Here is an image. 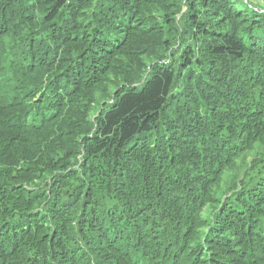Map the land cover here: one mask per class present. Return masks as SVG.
<instances>
[{"label": "trees", "instance_id": "1", "mask_svg": "<svg viewBox=\"0 0 264 264\" xmlns=\"http://www.w3.org/2000/svg\"><path fill=\"white\" fill-rule=\"evenodd\" d=\"M0 264H264V7L0 0Z\"/></svg>", "mask_w": 264, "mask_h": 264}, {"label": "rangeland", "instance_id": "2", "mask_svg": "<svg viewBox=\"0 0 264 264\" xmlns=\"http://www.w3.org/2000/svg\"><path fill=\"white\" fill-rule=\"evenodd\" d=\"M252 4L260 6V7H264V3L259 1V0H249Z\"/></svg>", "mask_w": 264, "mask_h": 264}]
</instances>
